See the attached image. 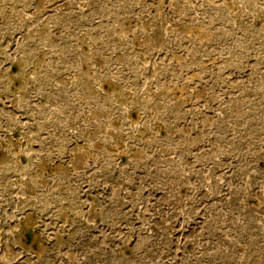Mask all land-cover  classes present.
<instances>
[{
  "label": "rangeland",
  "instance_id": "rangeland-1",
  "mask_svg": "<svg viewBox=\"0 0 264 264\" xmlns=\"http://www.w3.org/2000/svg\"><path fill=\"white\" fill-rule=\"evenodd\" d=\"M0 264H264V0H0Z\"/></svg>",
  "mask_w": 264,
  "mask_h": 264
}]
</instances>
